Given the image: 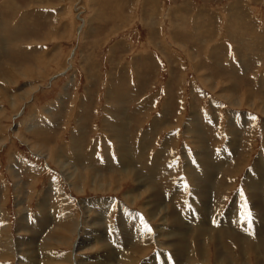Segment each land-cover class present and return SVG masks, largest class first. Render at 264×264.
<instances>
[{"label": "rangeland", "instance_id": "1", "mask_svg": "<svg viewBox=\"0 0 264 264\" xmlns=\"http://www.w3.org/2000/svg\"><path fill=\"white\" fill-rule=\"evenodd\" d=\"M263 101L264 0H0V264H174L149 211L158 204L164 228L175 216L189 233L181 264H219L226 243L225 262L264 264L231 239L258 236L248 231L252 198L264 206V174L252 175L264 166ZM30 245L31 258L19 249Z\"/></svg>", "mask_w": 264, "mask_h": 264}, {"label": "bare ground", "instance_id": "2", "mask_svg": "<svg viewBox=\"0 0 264 264\" xmlns=\"http://www.w3.org/2000/svg\"><path fill=\"white\" fill-rule=\"evenodd\" d=\"M10 9H13L12 7H9ZM249 12V11H248ZM193 25V24H192ZM259 32V31H258ZM187 55V54H186ZM56 56V55H55ZM189 57V56H188ZM48 62H50V61H48ZM48 62H46L47 64H49ZM43 64V63H42ZM38 65H41V63L39 62L38 63ZM40 68H41V66H39ZM48 67V66H47ZM46 68V67H45ZM39 72V71H38ZM37 72V73H38ZM43 72V71H42ZM41 72V73H42ZM45 73V72H44ZM198 73V72H197ZM43 74V73H42ZM41 74V75H42ZM46 74V73H45ZM48 74V73H47ZM31 75V74H30ZM34 75V74H33ZM36 75V74H35ZM22 77H24V76H22ZM27 77H29V76H27ZM30 77H32V76H30ZM29 77V78H30ZM40 78V77H39ZM207 79V78H206ZM25 81H26V79H25ZM30 81V80H29ZM29 81H27V82H29ZM209 83H211V82H209ZM237 82H235L234 83V85L236 84ZM30 85V84H29ZM222 85H224V84H222ZM231 85V84H230ZM239 85V84H238ZM214 86V85H213ZM207 87V86H206ZM228 87H230V86H228ZM36 88H38V87H36ZM211 88V87H210ZM223 88V87H222ZM33 89V88H32ZM32 89H30V90H32ZM212 89V88H211ZM225 89H226V87H225ZM237 87H236V85H235V87H230L229 89L227 88V92L229 91V90H232L233 92H231V97H235V94H237L236 93V91H237ZM246 92H247V90H246ZM245 92V93H246ZM27 94L25 95L26 96V98L27 97H29V95H30V93L29 92H26ZM244 93V94H245ZM217 94V93H216ZM248 96H249V98L251 97L252 98V96H251V93L249 92V93H246ZM245 94V95H246ZM246 95V96H247ZM247 96V97H248ZM14 100V99H13ZM21 100H26L25 99V97H22L21 98ZM247 100V99H246ZM249 100V99H248ZM9 101V100H8ZM236 101V100H235ZM255 102H257V101H255ZM264 102V101H263ZM8 103V102H7ZM10 103V109H12L14 112L13 113H18L19 112V110H20V108L18 109V105H19V101L18 100H14V101H10L9 102ZM233 103V102H232ZM238 103V102H237ZM241 103V102H240ZM246 103V102H245ZM249 103V102H248ZM251 104H254L253 102L251 103ZM251 104H249V107H251L252 105ZM255 105V104H254ZM257 106V105H256ZM3 109V108H2ZM1 109V111H0V123H1V121H2V118L4 117V115H5V112H6V110H5V108L2 110ZM255 109V108H254ZM260 110V109H259ZM179 119V118H178ZM235 119V118H234ZM233 119V120H234ZM197 121V120H196ZM236 121V120H235ZM177 122H178V120H177ZM195 122V121H194ZM234 122V121H233ZM184 123V122H183ZM190 124V123H189ZM1 125V124H0ZM186 125V124H185ZM190 126V125H189ZM1 127V126H0ZM186 126H184V128H185ZM195 127V126H194ZM173 129V128H172ZM191 129V128H190ZM118 130V129H117ZM171 130V129H170ZM186 130V129H185ZM2 130L0 129V132H1ZM191 132V131H190ZM195 133L197 132V130H195L194 131ZM33 134V133H32ZM193 134V133H192ZM198 136H199V134L198 133H196ZM3 135V134H2ZM189 135H190V133H189ZM187 136V135H186ZM4 138V136L3 137H0V143H2V141H4L5 140V138ZM121 139V138H120ZM198 139V138H197ZM122 140V139H121ZM200 143H202V141L201 142H199V145H200ZM189 144H190V142H189ZM192 144V143H191ZM35 146V145H34ZM230 146V145H229ZM228 146V147H229ZM42 149H43V147H41ZM169 148V147H168ZM230 148V147H229ZM252 148V147H251ZM232 149V148H231ZM37 150H39V148L37 147ZM121 150V149H120ZM119 150V151H120ZM125 150V149H124ZM168 151V150H167ZM199 151V150H198ZM229 151V150H228ZM232 151V150H231ZM39 152L42 154V155H44V153H46L45 155L46 156H48V158H55V157H57L58 158V154L56 153V151L54 150V152L52 151V152H49V150L47 149V152H45V151H41V149L39 150ZM172 152V151H171ZM189 152V151H188ZM162 153V152H161ZM169 153V152H168ZM122 154L125 156V155H127V149L125 150V151H123L122 150ZM169 154H171V153H169ZM230 154V153H229ZM171 155H173V154H171ZM229 156V155H228ZM186 158V157H185ZM56 159V158H55ZM130 159V158H129ZM137 161H136V163L138 162V159H136ZM186 160V159H185ZM55 162L57 163L58 162V160L56 161L55 160ZM131 162L132 161H129V162H127L126 160L125 161H123V162H121V160L119 159L118 160V163H119V165L122 167V168H126V166H128V165H131ZM204 163H203V165H204V172H203V174H202V179H201V181H196L195 183H196V185H197V190L196 191H194V192H196L197 194H199V195H196V196H198V197H202V199L205 197V199H204V201L203 202H201V204H202V206L203 207H205V206H207V204H208V202H207V197H209L208 195H207V190H208V192H209V189L211 188L212 189V187H211V185L214 183L213 182V176H212V172L214 171V167H213V165H212V163H211V161H210V159L208 158H206L204 161H203ZM136 163H135V165H136ZM263 162L262 161H260V160H258V162L256 163V165H255V168H254V174H252V175H256L257 177L258 176H262L263 174H264V166H263V164H262ZM58 165V164H57ZM189 165H191V164H189ZM61 166H62V164H61ZM63 167V166H62ZM135 167V166H134ZM153 167V166H152ZM217 167V166H216ZM69 170H70V168H69ZM131 170V168H126V169H124V170H122V171H130ZM189 171V170H188ZM14 172V171H13ZM138 172V171H137ZM150 172H152L153 173V175H155V174H158V173H156L155 171H153L152 169H151V171ZM159 172V171H158ZM187 172V171H186ZM132 173V171H130V176H133V174H131ZM144 173V172H143ZM142 173V174H143ZM252 173V172H251ZM145 174V173H144ZM193 175V174H192ZM198 175V174H197ZM251 175V174H250ZM135 179H137V180H140V174H138V173H134V176H133ZM68 178H70V176L68 177ZM258 179V178H257ZM257 179H255V181L254 182H252V187H253V190H255V191H257L256 190V182H257ZM252 180V179H251ZM123 181H124V179H123ZM146 182V181H145ZM251 182V181H250ZM250 182H248V183H250ZM216 184V183H215ZM219 184V183H218ZM104 185V184H103ZM126 185V184H125ZM250 185V184H249ZM220 186V185H219ZM251 186V185H250ZM258 186L259 185H257V188H258ZM145 187V186H144ZM196 187V186H195ZM216 187V186H215ZM259 187H261V186H259ZM101 188V187H100ZM117 188V187H116ZM210 189V190H211ZM214 189V188H213ZM105 190V189H104ZM216 190H217V188H216ZM255 191H252V192H255ZM196 193H194V194H196ZM225 194V193H224ZM128 196V195H127ZM149 196V195H148ZM157 197V196H156ZM256 197V196H255ZM252 198L253 199V201H252V208H251V210H253V213L255 214V218H256V220H254L253 219V224H254V229L252 230V229H250L249 231H248V233H253V232H255L256 234H255V236H257V238H256V240L255 239H251V238H245V235H240L239 236V238H231V239H233L234 240V242L233 243H235V245L237 246V245H239L242 249H250V250H253L254 251V249L256 250H258V252L259 253H264V222H262V221H264V206H263V204L262 203H259V200L260 199H256V198ZM260 197V196H259ZM128 198V197H127ZM126 198V199H127ZM154 197L152 196V194L150 195V198H149V201L150 202H153V199ZM141 199V198H140ZM159 199V198H158ZM200 199V198H199ZM209 200V199H208ZM238 201V200H237ZM261 201V200H260ZM129 202V201H128ZM239 202V201H238ZM46 203V202H45ZM99 203V202H98ZM210 203V202H209ZM235 203V202H234ZM20 205V204H19ZM136 205V204H135ZM156 205V204H155ZM159 206V204L157 205V206H155V208H152V206H151V208H150V212H151V215H152V219H154V218H157L159 215H162L161 216V221L163 222V227H160V229H159V233L157 234V239H159L160 237H164L165 238V245H166V247L165 248H170L171 250V252L173 253V258H174V260L176 261L174 264H181L184 260H183V258L182 257H185L186 255H187V252H188V250H189V247L187 246L188 244V241H186V236L187 235H189V233H185V228H184V224H183V222L181 221V220H179V219H181V218H179V217H177L176 219H174L175 218V216H174V218H173V220L174 221H172V223H171V225H173V226H171L170 228V230L168 231V228H164V226L166 225V218H165V213H163V212H159V213H157V212H155V210H156V208ZM201 206V207H202ZM201 207H200V211L202 210L201 209ZM213 207V206H212ZM233 208H235V206L233 207ZM107 209V208H106ZM205 211H206V209H205ZM169 212V211H168ZM202 212V211H201ZM233 212V210H232V208H230V210H229V213L227 214V217H225L224 218V220L225 221H230L231 219H233V216H231V217H228L231 213ZM104 215H106V214H104ZM150 215V216H151ZM202 217L203 218H207L208 217V213H207V211L206 212H202ZM210 217V216H209ZM43 219V218H42ZM223 220V222H225ZM48 221V220H47ZM49 221H50V219H49ZM48 221V222H49ZM39 222V221H38ZM33 223V222H32ZM39 224V226L38 227H36V231L34 232L35 233V236L37 235L38 237H39V235H41V238H42V229H46L45 228V226H44V223H43V221L41 222V223H38ZM47 227V226H46ZM222 227H224L225 228V224H223L222 225ZM32 228V227H31ZM223 228V229H224ZM21 229V228H20ZM26 229V228H25ZM65 229V228H64ZM6 230V229H5ZM17 230V229H16ZM68 230V229H67ZM9 231V230H8ZM22 230H20V232H21ZM54 234L56 233V230L54 229ZM61 231V230H60ZM225 231V230H224ZM220 232V234H219V236L221 237V239L222 238H224V235H225V232ZM74 232V231H73ZM25 233V232H24ZM32 233V232H31ZM195 233H197V238L196 239H198L199 238V236L202 238L203 236H205L206 235V230L203 228V229H199V232H195ZM1 235V234H0ZM34 236V237H35ZM207 236V235H206ZM150 236H148V238H149ZM1 238V237H0ZM6 238V237H5ZM81 238V237H80ZM226 238H228V237H225L224 239H226ZM30 239V238H29ZM229 239V238H228ZM228 239H227V241H228ZM2 240V239H1ZM23 240V239H22ZM28 240V239H27ZM48 240V239H47ZM56 240V239H55ZM146 240V239H145ZM9 241V240H8ZM7 241V242H8ZM11 241H12V239H11ZM11 241H9V242H11ZM87 241V240H86ZM226 241V240H225ZM231 241V240H230ZM22 242V241H21ZM223 242V241H222ZM6 243V242H5ZM23 243V242H22ZM33 243V242H32ZM49 243V241L47 242V244ZM88 243V242H87ZM201 243H202V246L199 248V249H197V250H195V255H201V254H203V253H205L206 252V248L207 247H205L203 244V242H202V239H201ZM21 244V243H20ZM91 244V247L90 248H88L87 250H93L95 247H93V245H92V243H90ZM94 244V243H93ZM23 245V244H22ZM21 245V246H22ZM41 245H42V243H41ZM77 245V244H76ZM224 247H222L221 249H219V247H213L214 248V253H215V259H217V261L219 262V264H223L224 262H225V256H226V254H225V246L227 245V247L228 248H230L231 246H230V243H226V245H224V244H222ZM234 245V244H233ZM43 246V245H42ZM138 246V245H137ZM8 247V246H7ZM20 247V246H19ZM83 247V246H82ZM104 247H106V246H104ZM104 247H99V248H104ZM108 247V246H107ZM2 248V247H1ZM28 249L27 250H25V249H23V248H19L24 254H28L29 256H30V258H31V256H34V254H35V247H34V245H30V246H28L27 247ZM41 249H43V251L46 253V256L47 255H50V245H45V246H43V247H40ZM86 247H83V249H85ZM240 248V249H241ZM11 249V248H10ZM13 249V248H12ZM78 249H80V248H78ZM77 249V250H78ZM106 249V248H105ZM104 249V250H105ZM110 249V248H109ZM219 249V250H218ZM8 250V249H7ZM6 250V251H7ZM111 250V249H110ZM122 250V249H121ZM140 250H141V248H140ZM13 251V250H12ZM109 251V250H108ZM108 251H106V252H108ZM217 251V252H216ZM226 251H227V249H226ZM78 252V251H77ZM105 252V253H106ZM144 253H145V251H143ZM244 252V251H243ZM20 253V252H19ZM19 253H17V254H19ZM110 253V252H109ZM136 253V252H135ZM242 253V252H241ZM43 254V253H42ZM76 254V253H75ZM108 254V253H107ZM132 254V253H131ZM246 254V253H245ZM15 255H16V253H15ZM21 255V254H20ZM23 255V254H22ZM106 255V254H105ZM109 255V254H108ZM112 255V254H111ZM120 255V254H119ZM243 255V254H242ZM50 256H52V257H54L55 255H53V254H51ZM229 256V255H228ZM51 257V258H52ZM68 257H70V256H68ZM73 257V256H72ZM72 257H71V259H72ZM77 257V256H76ZM96 257H98V256H96ZM203 257V256H202ZM231 257V256H230ZM255 257V256H254ZM264 257V256H263ZM5 258V257H4ZM25 258V257H24ZM24 258H23V260H24ZM34 258V257H33ZM49 258V257H48ZM78 258V257H77ZM112 258V257H111ZM143 258V257H142ZM233 258V257H232ZM19 259V258H18ZM79 259V258H78ZM82 259V258H81ZM96 259V258H95ZM114 259V258H113ZM204 259V258H203ZM230 259V258H229ZM50 260V259H49ZM107 260V262L106 261H103V262H106L107 264H110L111 262H110V260H109V258L108 259H106ZM206 260V259H205ZM232 259H230V260H228L227 259V261L225 262V264H234L232 261H231ZM54 261V260H53ZM80 261H82V260H80ZM193 261H195V259H193L192 260V262ZM18 262V261H17ZM19 262H21V260L19 261ZM24 262V261H23ZM27 262H29V261H27ZM46 262V261H45ZM47 262H48V259H47ZM98 263H96V264H103L102 262H101V260L100 259H98V261H97ZM100 262V263H99ZM1 263V262H0ZM83 264H84V262H82ZM82 263H78V264H82ZM22 264V263H21ZM47 264H54V262H52V259L50 260V263H47ZM88 264V263H87ZM92 264V263H91ZM118 264V263H117ZM151 264V263H150ZM155 264V263H154ZM160 264H173V263H170V262H168L166 259H165V262H163V263H160ZM217 264V263H216ZM243 264V263H242Z\"/></svg>", "mask_w": 264, "mask_h": 264}]
</instances>
